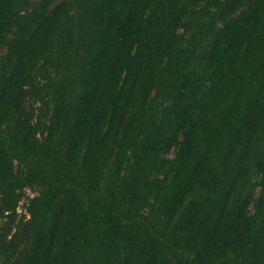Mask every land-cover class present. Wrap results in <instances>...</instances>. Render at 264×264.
Returning <instances> with one entry per match:
<instances>
[{
  "label": "trees",
  "instance_id": "16d2710c",
  "mask_svg": "<svg viewBox=\"0 0 264 264\" xmlns=\"http://www.w3.org/2000/svg\"><path fill=\"white\" fill-rule=\"evenodd\" d=\"M0 264H264V0H0Z\"/></svg>",
  "mask_w": 264,
  "mask_h": 264
},
{
  "label": "rangeland",
  "instance_id": "374dc122",
  "mask_svg": "<svg viewBox=\"0 0 264 264\" xmlns=\"http://www.w3.org/2000/svg\"><path fill=\"white\" fill-rule=\"evenodd\" d=\"M19 210H21V208H19Z\"/></svg>",
  "mask_w": 264,
  "mask_h": 264
}]
</instances>
